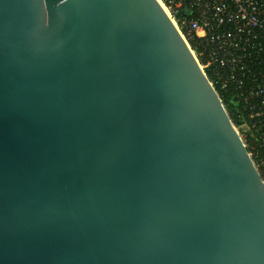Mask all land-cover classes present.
<instances>
[{"label":"water","instance_id":"obj_1","mask_svg":"<svg viewBox=\"0 0 264 264\" xmlns=\"http://www.w3.org/2000/svg\"><path fill=\"white\" fill-rule=\"evenodd\" d=\"M0 264H264V183L159 0H0Z\"/></svg>","mask_w":264,"mask_h":264},{"label":"built area","instance_id":"obj_2","mask_svg":"<svg viewBox=\"0 0 264 264\" xmlns=\"http://www.w3.org/2000/svg\"><path fill=\"white\" fill-rule=\"evenodd\" d=\"M159 1L229 115L246 121L232 120L264 183V0Z\"/></svg>","mask_w":264,"mask_h":264},{"label":"trees","instance_id":"obj_3","mask_svg":"<svg viewBox=\"0 0 264 264\" xmlns=\"http://www.w3.org/2000/svg\"><path fill=\"white\" fill-rule=\"evenodd\" d=\"M236 113H238V111H236ZM233 114H234V111H233ZM231 117H232V116H231ZM232 120H235V119H233V117H232ZM235 122H236L237 125H240V126H243V125L246 123V121H236V120H235ZM243 130H244V131H247V130H248L247 125H245V126L243 127Z\"/></svg>","mask_w":264,"mask_h":264},{"label":"rangeland","instance_id":"obj_4","mask_svg":"<svg viewBox=\"0 0 264 264\" xmlns=\"http://www.w3.org/2000/svg\"><path fill=\"white\" fill-rule=\"evenodd\" d=\"M230 114H231V112H229ZM230 116H232V115H230Z\"/></svg>","mask_w":264,"mask_h":264},{"label":"flooded vegetation","instance_id":"obj_5","mask_svg":"<svg viewBox=\"0 0 264 264\" xmlns=\"http://www.w3.org/2000/svg\"><path fill=\"white\" fill-rule=\"evenodd\" d=\"M242 131H244V130L242 129Z\"/></svg>","mask_w":264,"mask_h":264}]
</instances>
